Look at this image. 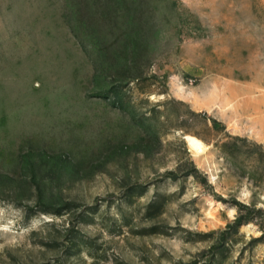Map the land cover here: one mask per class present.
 <instances>
[{"label":"rangeland","instance_id":"1","mask_svg":"<svg viewBox=\"0 0 264 264\" xmlns=\"http://www.w3.org/2000/svg\"><path fill=\"white\" fill-rule=\"evenodd\" d=\"M0 264H264V0H0Z\"/></svg>","mask_w":264,"mask_h":264},{"label":"bare ground","instance_id":"2","mask_svg":"<svg viewBox=\"0 0 264 264\" xmlns=\"http://www.w3.org/2000/svg\"><path fill=\"white\" fill-rule=\"evenodd\" d=\"M186 140L188 141L191 149L196 153V154H202L206 151L207 146L206 144L199 139L196 136L193 135H187Z\"/></svg>","mask_w":264,"mask_h":264},{"label":"trees","instance_id":"3","mask_svg":"<svg viewBox=\"0 0 264 264\" xmlns=\"http://www.w3.org/2000/svg\"><path fill=\"white\" fill-rule=\"evenodd\" d=\"M243 223L242 219L240 218L238 221H237V225H241Z\"/></svg>","mask_w":264,"mask_h":264}]
</instances>
